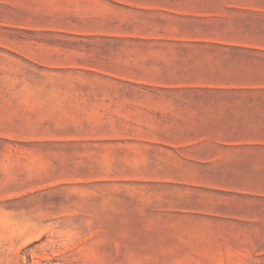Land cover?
<instances>
[{
    "label": "crops",
    "instance_id": "1",
    "mask_svg": "<svg viewBox=\"0 0 264 264\" xmlns=\"http://www.w3.org/2000/svg\"><path fill=\"white\" fill-rule=\"evenodd\" d=\"M59 14L69 22L44 42L70 60L29 58L92 79L0 96V137L69 147L83 170L70 183L148 189L140 231L215 232L222 248L264 256V0H55Z\"/></svg>",
    "mask_w": 264,
    "mask_h": 264
},
{
    "label": "rangeland",
    "instance_id": "2",
    "mask_svg": "<svg viewBox=\"0 0 264 264\" xmlns=\"http://www.w3.org/2000/svg\"><path fill=\"white\" fill-rule=\"evenodd\" d=\"M54 2L0 0V96L28 95L31 90L20 87L30 81L92 79L29 58L70 60L44 42H54L55 25L69 22L54 15ZM22 144L0 137V264H264V256L222 248L215 232L187 233L181 242L173 234L160 240L158 233L140 231L133 209L148 207L147 199L136 197L148 196V189L116 181L70 183V174L83 170L70 167L69 147L52 153ZM5 174L14 175L8 178L13 183L5 184ZM58 174L59 185L25 183Z\"/></svg>",
    "mask_w": 264,
    "mask_h": 264
}]
</instances>
